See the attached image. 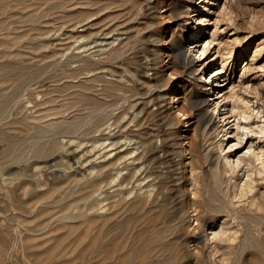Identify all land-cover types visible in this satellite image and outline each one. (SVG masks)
Returning a JSON list of instances; mask_svg holds the SVG:
<instances>
[{
	"label": "rangeland",
	"instance_id": "374dc122",
	"mask_svg": "<svg viewBox=\"0 0 264 264\" xmlns=\"http://www.w3.org/2000/svg\"><path fill=\"white\" fill-rule=\"evenodd\" d=\"M263 120L264 0H0V264H264Z\"/></svg>",
	"mask_w": 264,
	"mask_h": 264
},
{
	"label": "bare ground",
	"instance_id": "6f19581e",
	"mask_svg": "<svg viewBox=\"0 0 264 264\" xmlns=\"http://www.w3.org/2000/svg\"><path fill=\"white\" fill-rule=\"evenodd\" d=\"M207 2L211 3L212 0H207ZM201 19H202L201 17H198L196 24H200L202 22ZM195 28L197 29L196 32H192V37H193L192 42L193 43H197L198 42L197 38H202L204 35L203 29L201 28L200 25H198ZM210 43H211L210 40L203 39L202 42L200 43V45H198L196 50H195L196 59L194 58V60L195 61L198 60L199 61L198 64L202 65L201 67L204 70H206L208 68L207 66L211 65V61L206 60V54H207V51L209 50ZM193 45L194 44H192L190 47H192ZM196 45L197 44H195V46ZM82 60H83L82 66H87V65L91 64V62H92L87 57L82 58ZM97 68H99V67L96 66L95 69H97ZM221 69H222L221 67H215L213 70H211L207 74H205L206 71H204V74L202 75V80L199 81V83L201 86H203V85H205L204 82L209 81L210 85L208 87V90L210 91L211 96L214 98H218V97L223 96L222 99H224L223 100L224 101L223 102L224 107L222 110L223 115L221 116V120L225 121V119H226L225 114L227 112H229V108L227 107V103H226L227 100H225L226 96L224 94H219V95L215 96L216 94L220 93L219 90H217L216 86L220 84ZM211 73H213L212 76H210ZM204 75H206V76H204ZM93 78L97 79L96 74H93ZM170 98H172V96H170ZM27 101L32 102V104H33L32 106H33L34 110H30L29 113L23 114L22 117L19 119V121H21L24 126H29V123L32 120H39L41 125H42L41 126L42 127V130H41L42 133H44L45 135H48V136H53L52 140H48L46 142H40L39 146L37 148V152H42L43 149H45V150L51 149L53 146H56L58 144V139L55 138V135H58V134L59 135H66L68 133H71L72 131L77 130L78 127L76 126L75 121H72V122L67 121L64 110H62L60 108H55V109H52L51 112H48V113H42V112L39 113V110L35 109V102L30 100V99H27ZM215 103L217 104L218 100H216ZM226 124H227V121L222 123V126H221L222 129L220 131L223 132L224 138L221 139L218 144L222 150H223V144H225V146H227L226 152L222 155V157L224 159V164H226L229 169H235L236 167H238L240 165L241 158H242L241 156L236 155L235 151H234V147L237 143H239V140L237 138H234L237 132L235 133L232 130H227L225 128ZM242 127H244V126H242ZM257 127L259 129L258 130L259 132L263 131L264 130V120L261 124H258ZM71 129H73V130H71ZM261 154H263V152L261 150H256L252 155L253 157H255V160L258 161V163L262 162ZM78 162H80V161L78 160ZM102 178H103V172L101 170V173L99 172L98 174H96V176L92 179V182L90 184H88V183L85 184V186L88 187L91 185V186L95 187L96 185H98L102 181ZM149 184H151V183L148 181L145 184V186H149ZM93 188L90 189L91 194H92ZM83 195H85V194H83ZM71 207L72 206L70 203H67V205H65L66 210H69Z\"/></svg>",
	"mask_w": 264,
	"mask_h": 264
}]
</instances>
